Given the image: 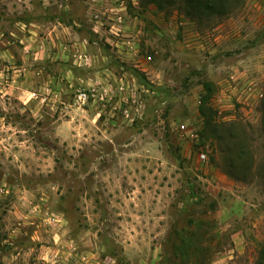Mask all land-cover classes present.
Instances as JSON below:
<instances>
[{"label":"rangeland","instance_id":"obj_1","mask_svg":"<svg viewBox=\"0 0 264 264\" xmlns=\"http://www.w3.org/2000/svg\"><path fill=\"white\" fill-rule=\"evenodd\" d=\"M158 1L0 0V264L264 261V0H230L221 13ZM54 26L90 41L91 54L57 42L46 51ZM112 47L130 53L117 68L136 79L122 100L95 90L92 108L65 85L63 64L77 73ZM203 104L238 127L250 166L240 179ZM180 122L202 131L198 143L180 137ZM218 169L234 189L211 180Z\"/></svg>","mask_w":264,"mask_h":264},{"label":"crops","instance_id":"obj_2","mask_svg":"<svg viewBox=\"0 0 264 264\" xmlns=\"http://www.w3.org/2000/svg\"><path fill=\"white\" fill-rule=\"evenodd\" d=\"M61 24V23H59ZM56 26H54V29L50 30L49 31V35L44 38V41L42 43H44L45 45V50L46 51H49L48 48H51L52 47V43H59L58 45H60V48H63L62 45L64 44L65 47L64 49L65 50H74L75 47L80 51V52H86V53H89L91 54L92 50H91V44H90V41L88 40H85V39H78V37H76L74 34H65V33H62V32H58L56 33L55 30H56ZM56 33V34H55ZM66 40V41H65ZM65 43H64V42ZM111 51H108L107 53H104L101 48L97 54H93L94 57L98 58L99 59V63H93V65L91 66H82L80 67L79 69H77V73L75 72H72L70 69H68L66 67V64H63V67L65 69L64 72L65 74H63V77H67L66 74L67 73H71L68 75L67 77V81H65V85L67 83H71L73 85H78L80 86L81 88L85 89V90H89V89H95L97 91L99 90H107V91H110L111 93L110 94H115L116 90L120 91L119 89L120 88H128V83L130 82V76H133L129 70H127V66L126 65H120L119 68L120 70H118L119 68H117V63H116V58L117 56L121 59V60H125L126 62H128L127 60H129L130 58V53L129 52H125L121 49L118 50V55H116L115 50H114V47L110 48ZM1 53H4V51L0 50ZM62 53L61 50H59V54ZM66 53V51H65ZM67 53H70L69 51ZM51 54V53H50ZM63 55H65L63 53ZM69 55V54H68ZM66 56V55H65ZM66 58L68 59V57L66 56ZM97 59V60H98ZM103 60L105 61V63H102ZM17 71H20V70H17ZM18 72H15V78L13 77V82L9 85H5V88H6V93L7 92H10V93H14V91H16V89H14V82L17 81V78L16 76L20 75L18 74ZM3 73L0 72V75H2ZM135 78V77H134ZM136 79V78H135ZM49 84H50V88H49V92L51 93L52 92V95L51 97H54L55 95H58L59 94V98H62V94L60 92L58 93V89L59 86H60V83L61 82H58L57 78L55 76H50L49 77ZM56 83H58V85L56 86ZM64 83V82H63ZM17 84V83H16ZM17 87H20V86H17ZM16 87V88H17ZM120 100H122L124 97H122V91H120ZM5 93V94H6ZM18 93V91H17ZM58 93V94H57ZM58 97V96H57ZM58 99V98H57ZM119 100V102H120ZM27 102V101H26ZM26 106L33 112H37L38 111V108L41 106L40 103L36 105V103H34V105H32L33 103L30 102V103H25ZM75 106H77V104H74ZM89 105L93 108V107H97L98 104H96V102L94 101H91L89 103ZM98 116V114H96V117ZM211 180L213 182H216L217 185L221 186L222 188H231L234 189V186H235V181L233 179H231V177L221 171V170H217L215 172V174L211 175ZM225 182H227V184L231 185V186H228L225 184ZM240 232H236L233 234V237L234 236H237L238 237V234ZM242 246V243L238 242L237 241V249L241 248ZM227 256H225V253L222 254V253H219L217 255L214 256L213 258V263L214 264H224V259H226Z\"/></svg>","mask_w":264,"mask_h":264},{"label":"trees","instance_id":"obj_3","mask_svg":"<svg viewBox=\"0 0 264 264\" xmlns=\"http://www.w3.org/2000/svg\"><path fill=\"white\" fill-rule=\"evenodd\" d=\"M154 2V1H153ZM159 3L158 0H156ZM155 2V3H156ZM184 2L188 5V7L193 8L196 11H202L203 9H209L212 12L221 13L224 4L230 2V0H184ZM191 15V13H190ZM200 113L206 119V130L209 135L216 138L219 143L226 141V138H229V146L227 147V152L229 153L228 156V173L235 177L236 179H240L239 174L237 173L238 170H247L249 167L245 165L247 159H245V155L248 154L246 146L242 144L241 141L238 140V134L236 133L238 127L234 124L226 125L216 122L215 118L213 117V113L211 109L204 104L200 107ZM202 136V131L200 133ZM245 165V166H244ZM195 192L192 190V196ZM195 251L192 250V253L195 254ZM192 254V256H193ZM264 256V252H263ZM257 264H264V261H259Z\"/></svg>","mask_w":264,"mask_h":264},{"label":"built area","instance_id":"obj_4","mask_svg":"<svg viewBox=\"0 0 264 264\" xmlns=\"http://www.w3.org/2000/svg\"><path fill=\"white\" fill-rule=\"evenodd\" d=\"M85 58H87V56H85ZM151 60H152V57L147 56V61H151ZM77 90H78L77 97L79 101H81L82 103H88L89 100L96 102L100 96L99 94H97L95 89L84 90L81 87H78ZM43 99L46 100L47 96H44ZM176 128L179 132L180 137H185V138L194 140L198 143L200 135H199L198 130L195 127H193L190 124L180 122V123H177ZM199 158L200 160L204 162L208 161L209 159L208 151L201 149L199 152ZM83 259L85 261L87 260V258H83ZM101 264H115V262L111 257H106L105 259L102 260Z\"/></svg>","mask_w":264,"mask_h":264}]
</instances>
